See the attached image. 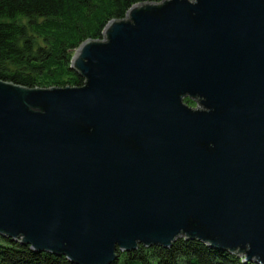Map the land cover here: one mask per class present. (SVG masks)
<instances>
[{"label":"water","instance_id":"water-1","mask_svg":"<svg viewBox=\"0 0 264 264\" xmlns=\"http://www.w3.org/2000/svg\"><path fill=\"white\" fill-rule=\"evenodd\" d=\"M70 68L82 85L0 79V236L75 264L179 237L264 264V0L134 4Z\"/></svg>","mask_w":264,"mask_h":264},{"label":"trees","instance_id":"trees-1","mask_svg":"<svg viewBox=\"0 0 264 264\" xmlns=\"http://www.w3.org/2000/svg\"><path fill=\"white\" fill-rule=\"evenodd\" d=\"M162 0H0V79L27 87L80 86L70 68L74 50L86 39H101L112 19L134 4ZM0 264H75L64 255L36 252L0 236ZM111 264H258L177 238L169 248L142 244L120 252Z\"/></svg>","mask_w":264,"mask_h":264},{"label":"rangeland","instance_id":"rangeland-1","mask_svg":"<svg viewBox=\"0 0 264 264\" xmlns=\"http://www.w3.org/2000/svg\"><path fill=\"white\" fill-rule=\"evenodd\" d=\"M185 102L192 107H197V104L189 99H185Z\"/></svg>","mask_w":264,"mask_h":264}]
</instances>
